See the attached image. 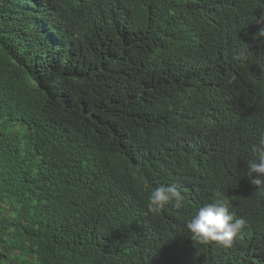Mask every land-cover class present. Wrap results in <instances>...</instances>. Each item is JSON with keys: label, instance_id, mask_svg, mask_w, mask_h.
<instances>
[{"label": "trees", "instance_id": "trees-1", "mask_svg": "<svg viewBox=\"0 0 264 264\" xmlns=\"http://www.w3.org/2000/svg\"><path fill=\"white\" fill-rule=\"evenodd\" d=\"M262 27L264 0H0V264H264ZM217 192L228 248L185 227Z\"/></svg>", "mask_w": 264, "mask_h": 264}, {"label": "clouds", "instance_id": "clouds-1", "mask_svg": "<svg viewBox=\"0 0 264 264\" xmlns=\"http://www.w3.org/2000/svg\"><path fill=\"white\" fill-rule=\"evenodd\" d=\"M260 32L264 35V27ZM252 153L254 159L246 162L244 177L256 190L264 192V135L253 145ZM146 204L151 213L162 211L169 204L179 209L185 206V197L176 185L160 186L150 191ZM230 207L231 201L217 192L211 202L201 206L196 214L187 220L185 227L190 233L191 240L202 245L216 242L224 248L230 247L238 232L246 227L245 219L234 218L230 213Z\"/></svg>", "mask_w": 264, "mask_h": 264}]
</instances>
